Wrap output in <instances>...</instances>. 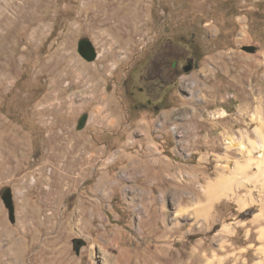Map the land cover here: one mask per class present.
I'll return each instance as SVG.
<instances>
[{
  "label": "rangeland",
  "instance_id": "obj_1",
  "mask_svg": "<svg viewBox=\"0 0 264 264\" xmlns=\"http://www.w3.org/2000/svg\"><path fill=\"white\" fill-rule=\"evenodd\" d=\"M162 39L199 68L128 117ZM258 126L264 0H0V264H264Z\"/></svg>",
  "mask_w": 264,
  "mask_h": 264
},
{
  "label": "flooded vegetation",
  "instance_id": "obj_2",
  "mask_svg": "<svg viewBox=\"0 0 264 264\" xmlns=\"http://www.w3.org/2000/svg\"><path fill=\"white\" fill-rule=\"evenodd\" d=\"M186 47L183 39L154 40L126 68L118 89L128 105V117L136 112L160 113L169 106L171 91L179 89L182 78L198 69L202 59L199 45Z\"/></svg>",
  "mask_w": 264,
  "mask_h": 264
},
{
  "label": "bare ground",
  "instance_id": "obj_3",
  "mask_svg": "<svg viewBox=\"0 0 264 264\" xmlns=\"http://www.w3.org/2000/svg\"><path fill=\"white\" fill-rule=\"evenodd\" d=\"M223 114H226V113L224 112ZM256 119L258 122L262 123V121H261L262 117L260 114H257ZM255 132L259 136H261V142L255 143L256 141L255 142L251 141V148H252V151H255L258 153V156H257L258 161L257 162L259 163L260 168L264 169V135L262 134V128L258 126L256 128ZM227 144H228L229 148L235 147L233 139H229ZM238 146L240 149H244V146L242 144H239ZM249 157H250V155H249ZM216 189H217V187L215 184H210V186L208 188V193L211 196L212 201L219 200L220 198H222L224 196L231 198L235 195L233 188H232V185L229 182L227 183V186L225 187V189H223L221 191L222 193H219L218 191H216ZM262 233L264 234V230L262 231ZM261 239H264V236H262Z\"/></svg>",
  "mask_w": 264,
  "mask_h": 264
},
{
  "label": "water",
  "instance_id": "obj_4",
  "mask_svg": "<svg viewBox=\"0 0 264 264\" xmlns=\"http://www.w3.org/2000/svg\"><path fill=\"white\" fill-rule=\"evenodd\" d=\"M80 46H90V42H88V41H82L81 43H80ZM95 56L93 55V58H94ZM85 121H86V116H84V117H82L81 118V120H80V122H79V128H82L83 126H84V124H85ZM10 195H11V192L9 191V190H7L4 194H3V200H4V203H5V205L11 210V211H13V203H12V199H10L11 197H10Z\"/></svg>",
  "mask_w": 264,
  "mask_h": 264
}]
</instances>
